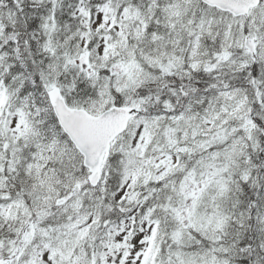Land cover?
<instances>
[{
    "label": "snow or ice",
    "instance_id": "snow-or-ice-1",
    "mask_svg": "<svg viewBox=\"0 0 264 264\" xmlns=\"http://www.w3.org/2000/svg\"><path fill=\"white\" fill-rule=\"evenodd\" d=\"M0 264H264V0H0Z\"/></svg>",
    "mask_w": 264,
    "mask_h": 264
}]
</instances>
